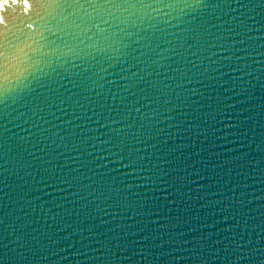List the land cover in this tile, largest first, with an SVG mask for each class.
<instances>
[{"label": "snow or ice", "instance_id": "snow-or-ice-1", "mask_svg": "<svg viewBox=\"0 0 264 264\" xmlns=\"http://www.w3.org/2000/svg\"><path fill=\"white\" fill-rule=\"evenodd\" d=\"M17 2L0 13V264H59L68 228L74 264H264V0ZM161 6L194 12L145 11L130 59L108 51L138 27L112 9ZM96 19L116 31L88 45ZM61 33L76 59L43 51Z\"/></svg>", "mask_w": 264, "mask_h": 264}, {"label": "water", "instance_id": "water-1", "mask_svg": "<svg viewBox=\"0 0 264 264\" xmlns=\"http://www.w3.org/2000/svg\"><path fill=\"white\" fill-rule=\"evenodd\" d=\"M4 7L0 9V13L4 14L6 17L16 18L22 16L23 13L27 12V8L22 4L18 3L17 0H3ZM113 12H115L117 15H123L128 16L129 13H136V15L131 16V20L134 24L138 25V27H131V25L125 24L121 27L126 29V32H122L120 36L118 37L119 43L116 44V47L120 49L119 52H114L111 49H108L109 52H111L112 55L120 56L124 55L125 59H130L126 53L131 52L132 48L137 47L133 43L134 40H136L138 37L131 35L132 32L139 31L140 27H147L148 24L145 22L147 17L145 16V11L150 12L151 16L156 17V21H152L153 23L163 21V20H171L172 23H177L178 21L173 19L174 16L182 17L183 19L187 20L190 19V15H186L185 13H193L194 9H185V11L179 12V11H173L171 8H164L163 6L159 7L156 10H139V9H129L128 12H125L123 9H112ZM166 13H171V15H166ZM96 24L99 25V28H92L91 32H88L87 35L82 36L81 39L85 40L88 45H93L95 43V39H89V37H95V34L99 32L101 29L107 28L109 32L116 31L113 28H110L109 25L101 23L99 19H96ZM91 26V25H89ZM162 27H166V25H161ZM143 35V33H142ZM127 36V38H125ZM63 37V33L59 34V36H50L48 40L42 41L41 45L43 47V51L46 53H53L55 49L60 48L65 52L66 58L68 59H76L74 56L71 55V53L67 52V49H65L64 45L65 43L69 44H78V41H71L68 37H63V39L59 38ZM80 47H84V45H80ZM94 50V49H93ZM97 59L101 61V64L107 68L108 64L105 63V57L97 54ZM215 59V58H214ZM57 63H62L61 61H57ZM77 63H82L81 61H77ZM92 63H95V61H92ZM125 68H129L132 72L137 71L135 67H132L131 63L123 65ZM64 71H68V74H70L71 70V64H67L65 66ZM113 71H119V69H111L109 68L108 73H103L108 79H113L109 73ZM223 91V90H221ZM226 96H232L233 98L228 101V103H234L236 100L240 99L239 97L233 96L231 92L224 93ZM13 115H16V112H13ZM11 127V125H9ZM15 130V129H14ZM221 135H224L226 133H220ZM219 143V142H218ZM226 204H219L216 206V208L213 210L217 213L216 216L212 217V219H222L223 215H229L230 213H220V209L225 207ZM209 223L211 221H208ZM71 223V221H70ZM233 221H228L225 223L217 224L215 228H209L206 229V231L215 232L220 228L228 227L230 224H232ZM53 231H57L55 228ZM71 229H65L63 232H59L57 236L54 237V239H59L60 237L64 235H69L68 241H61L59 245H53L50 248V252H55L56 255L51 256L52 261H59V264H74V260L78 257H73L72 253L76 249L80 248V244L77 242L79 241V237H73L70 236ZM227 235V233H221L219 237H213V239H223V237ZM72 244L74 245L73 248H69L68 245ZM61 249H65L61 251ZM67 256L68 260H62L61 258ZM135 259L140 261V264H143V259L141 257H135ZM179 264H184V262H179Z\"/></svg>", "mask_w": 264, "mask_h": 264}]
</instances>
